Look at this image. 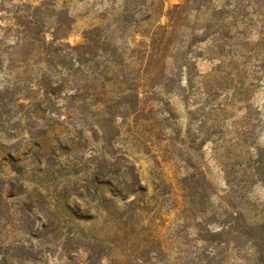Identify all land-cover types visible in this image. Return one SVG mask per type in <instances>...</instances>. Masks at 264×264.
<instances>
[{
	"label": "rangeland",
	"instance_id": "1",
	"mask_svg": "<svg viewBox=\"0 0 264 264\" xmlns=\"http://www.w3.org/2000/svg\"><path fill=\"white\" fill-rule=\"evenodd\" d=\"M55 1L72 45L128 2ZM183 1L148 0L160 24ZM18 3L0 0V8ZM54 14L45 19L49 38ZM5 17L0 27L11 24ZM207 45L191 49L204 54L195 73L209 74L218 61L207 59ZM223 60L243 68L264 56ZM33 65L0 62V88L15 84L0 96V264H260L264 169L257 179L251 153L258 146L264 155L263 76L158 81L141 110L128 113L122 103L113 116L92 106L63 110L61 99L23 91L44 70Z\"/></svg>",
	"mask_w": 264,
	"mask_h": 264
},
{
	"label": "trees",
	"instance_id": "2",
	"mask_svg": "<svg viewBox=\"0 0 264 264\" xmlns=\"http://www.w3.org/2000/svg\"><path fill=\"white\" fill-rule=\"evenodd\" d=\"M18 1L11 10L0 8L9 16L4 19L11 21L0 27V62H10V69L16 64L24 68L44 65L37 83L23 91L37 88L48 100L61 99L63 110L92 106L114 116L116 106L124 103L128 113H136L142 108L143 96L158 81L176 83L180 76L188 81L196 76L217 79L243 71L255 81L264 77V63L249 62L242 68L223 60L264 56V0H184L169 10L165 24L156 20L154 2L143 0L132 6L128 0L117 17L86 30L84 41L76 45L65 42L70 25L66 14H57L55 0L37 5ZM50 13L60 19L49 38L45 19ZM254 28L258 38L251 40L248 35ZM239 36H246L247 41L241 42ZM205 42L210 46L207 59L218 60L207 75L194 72L196 60L204 54L195 56L191 50ZM14 86L7 83L0 88V96L7 99L4 95L14 94ZM142 89L149 90L144 94ZM97 125L102 129L101 123ZM252 150L255 177L263 181L264 155L258 146ZM255 231L257 261L264 264V220L255 224Z\"/></svg>",
	"mask_w": 264,
	"mask_h": 264
}]
</instances>
